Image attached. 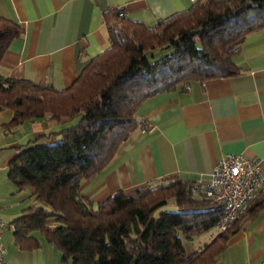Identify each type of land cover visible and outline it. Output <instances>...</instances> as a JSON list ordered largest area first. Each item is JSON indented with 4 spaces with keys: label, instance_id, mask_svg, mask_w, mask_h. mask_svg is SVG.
Segmentation results:
<instances>
[{
    "label": "trees",
    "instance_id": "obj_1",
    "mask_svg": "<svg viewBox=\"0 0 264 264\" xmlns=\"http://www.w3.org/2000/svg\"><path fill=\"white\" fill-rule=\"evenodd\" d=\"M104 22L109 48L70 88L0 76V112H12L0 139L26 122L81 117L30 140L9 163L16 192L35 190L33 203L12 223L14 243L32 251L44 240L60 252L62 264H213L264 211V188L226 231L190 251L186 241L218 228L224 215L202 184L164 178L98 203L81 185L110 165L140 127L136 113L146 100L241 74L233 59L249 35L264 31V0H195L188 11L151 26L107 10ZM23 35L18 23L0 18V62ZM52 136L60 139L38 144Z\"/></svg>",
    "mask_w": 264,
    "mask_h": 264
},
{
    "label": "crops",
    "instance_id": "obj_2",
    "mask_svg": "<svg viewBox=\"0 0 264 264\" xmlns=\"http://www.w3.org/2000/svg\"><path fill=\"white\" fill-rule=\"evenodd\" d=\"M194 4L195 0H0V18L24 30L2 58L0 76L58 90L70 88L89 63L109 48L107 10L121 11L130 20L151 26ZM233 60L241 69L236 77L193 82L188 89L146 100L136 113L140 127L118 148L110 165L82 182L81 192L98 203L120 190L164 178L186 177L205 185L227 153L264 158V31L249 35ZM11 117L9 110L0 112V130ZM78 119L31 121L15 134L1 133L0 218L7 223L2 242L9 264H62L60 252L44 240L42 247L32 251L15 245L11 225L33 203L35 190L16 192L8 171L21 146ZM59 139L42 138L38 144ZM212 229L187 240L188 249L211 243L219 234H212ZM217 256L213 264H261L264 211L248 221Z\"/></svg>",
    "mask_w": 264,
    "mask_h": 264
},
{
    "label": "built area",
    "instance_id": "obj_3",
    "mask_svg": "<svg viewBox=\"0 0 264 264\" xmlns=\"http://www.w3.org/2000/svg\"><path fill=\"white\" fill-rule=\"evenodd\" d=\"M149 130L154 131V126L150 125ZM203 186L207 196L224 207V215L218 224L222 233L264 188V158L249 159L241 154L227 153L218 160L212 177ZM6 227L7 223L0 218V264H9L2 242ZM11 227L14 230V226Z\"/></svg>",
    "mask_w": 264,
    "mask_h": 264
},
{
    "label": "rangeland",
    "instance_id": "obj_4",
    "mask_svg": "<svg viewBox=\"0 0 264 264\" xmlns=\"http://www.w3.org/2000/svg\"><path fill=\"white\" fill-rule=\"evenodd\" d=\"M81 119V117H79V119H78V121ZM170 209H175L174 207H172V206H170L169 207ZM168 208V209H169ZM9 230V229H8ZM217 231H218V229L217 228H213L210 232H212V234H217ZM8 232V231H7ZM12 253V252H11ZM11 253H10V255H11Z\"/></svg>",
    "mask_w": 264,
    "mask_h": 264
},
{
    "label": "water",
    "instance_id": "obj_5",
    "mask_svg": "<svg viewBox=\"0 0 264 264\" xmlns=\"http://www.w3.org/2000/svg\"><path fill=\"white\" fill-rule=\"evenodd\" d=\"M195 34H196V32H193V33H192V35H195ZM169 52H170V51H169ZM167 56H169V55L167 54V55L161 56L159 60H162V59L166 58Z\"/></svg>",
    "mask_w": 264,
    "mask_h": 264
}]
</instances>
